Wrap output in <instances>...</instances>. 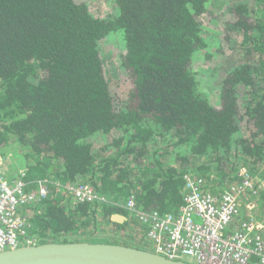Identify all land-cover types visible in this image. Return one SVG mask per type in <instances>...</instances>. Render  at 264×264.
<instances>
[{
    "label": "trees",
    "instance_id": "1",
    "mask_svg": "<svg viewBox=\"0 0 264 264\" xmlns=\"http://www.w3.org/2000/svg\"><path fill=\"white\" fill-rule=\"evenodd\" d=\"M110 1L114 11L101 18L84 1L0 0V162L9 180L26 174V192L40 182L49 188L46 199L21 210L35 244L99 236L108 222L133 234L100 242L143 249L149 243L124 208L135 190L147 211L169 215L182 207L188 173L232 176L250 162L264 180V0ZM217 1L243 56L223 82L220 108L193 68L198 55L210 59L223 49L222 30L206 35L212 30L201 21ZM112 32L124 36L131 106H120L104 66L101 44ZM69 185H87L98 199L75 205L61 190ZM205 187L221 192L215 181ZM257 198L264 209L263 189Z\"/></svg>",
    "mask_w": 264,
    "mask_h": 264
},
{
    "label": "built area",
    "instance_id": "2",
    "mask_svg": "<svg viewBox=\"0 0 264 264\" xmlns=\"http://www.w3.org/2000/svg\"><path fill=\"white\" fill-rule=\"evenodd\" d=\"M4 166L0 162V252L35 244L28 232L29 219L21 210L49 195V188L43 182L34 192H26V174L18 173L9 180ZM238 176L239 182L227 183L217 193L204 188L203 174H186L183 204L176 214L161 215L143 209L140 189L132 193L124 208L130 213L131 225L140 233L136 235L149 243L148 249L169 260L192 264H264V221L255 215L256 202L245 203L246 195L254 197L264 190V181L258 184L246 167H241ZM61 190L73 197L75 205L98 199L87 185H69ZM244 211L250 216L239 219ZM193 251L198 263L180 259Z\"/></svg>",
    "mask_w": 264,
    "mask_h": 264
},
{
    "label": "rangeland",
    "instance_id": "3",
    "mask_svg": "<svg viewBox=\"0 0 264 264\" xmlns=\"http://www.w3.org/2000/svg\"><path fill=\"white\" fill-rule=\"evenodd\" d=\"M77 2L84 1L89 4V7L91 11L98 17L101 18H107L113 11V3L110 0H76ZM221 2H215V4L212 6V12L211 15H206L201 21L203 22L204 26L211 29L210 33L207 31L206 35H212L213 32L220 33V30H222L223 35H221V38L223 40V49L220 51V54H217L209 59L205 54L204 55H198L196 59L194 60L193 68L195 71L199 74L200 81H202V88L204 89L206 95L210 98L211 103L216 106L217 108L221 107L222 99H221V92L223 87V82L227 76V74L230 72V70L240 64L243 61V56L241 51L238 49V43L240 42V37L237 35H232L231 38L235 40H231L228 38V33L225 30V25L227 23L228 17L223 13L225 11L224 7H222ZM219 37V34H218ZM231 40V41H230ZM125 41L124 36L122 32H112L106 39L102 41L101 44V54L104 61V66L107 71V77L109 78V82L112 86V89L116 95L119 97V103L120 106L125 105L126 103L130 106L133 105V91H132V84L130 81V78L124 68H121L122 65V56L124 55V51L122 50V47H125ZM217 49H213L212 51H216ZM243 114V113H242ZM241 132L244 136H249L250 133V124L249 120L247 118L242 117L241 121ZM169 150H173V146L168 147ZM17 147L12 149V152L14 150V157L18 161L19 165L21 167H25V163L23 162V157L21 153L18 152ZM14 158V159H15ZM152 156L149 157L147 155L144 158L143 165L147 166V164H151ZM11 161L13 159L10 158ZM194 162H199L194 160ZM131 167H136L135 163H131ZM190 166L193 165V163L190 162ZM179 166V165H178ZM138 167V165H137ZM180 167V166H179ZM227 171L231 170V165L224 166ZM241 167H246L250 174L252 175V167H255V165L252 163H242L235 167V172L232 173V176H228L231 174H221L218 171H214L213 174L208 179L207 174H203L205 176L206 181H209L210 184L213 186L214 181L216 183V186H220L218 189L221 190V192L224 190V188L227 187V183L233 184L237 183L239 181V172ZM264 165H261V168H263ZM152 168V167H150ZM264 170V169H263ZM196 175H200L196 174ZM230 178V180H223ZM253 178L256 179V182L259 184L262 183L264 180L262 177H257L252 175ZM134 178V177H133ZM137 183H139L140 179L138 177L134 178ZM234 179V180H233ZM213 181V184H212ZM224 184L221 185V184ZM264 183V182H263ZM217 192V191H216ZM219 193V192H217ZM256 199H253V198ZM252 197L251 195H246L245 203H248L250 200H253L254 202H257L258 195ZM142 201V200H141ZM142 208L145 209L144 203L142 204ZM147 210V209H145ZM130 217V213H127ZM256 217L263 221L264 217V209L259 208V206L256 208L255 211ZM245 211L239 214V219L247 218ZM103 216H100L101 219ZM99 219V220H100ZM99 236L89 237L88 235H92L91 232L84 233L80 235L79 238L75 239L78 241H89V242H95L98 243L101 241L102 238H106V242H114L115 240H108V236L115 237V239H121L125 236H128L129 234H133L131 232H128L126 230H123L120 228V226L112 225L108 222H101V225L98 227V229L95 231ZM122 237V238H118Z\"/></svg>",
    "mask_w": 264,
    "mask_h": 264
},
{
    "label": "water",
    "instance_id": "4",
    "mask_svg": "<svg viewBox=\"0 0 264 264\" xmlns=\"http://www.w3.org/2000/svg\"><path fill=\"white\" fill-rule=\"evenodd\" d=\"M127 219L115 216L114 221ZM0 264H192L171 261L149 250L89 241H48L0 252Z\"/></svg>",
    "mask_w": 264,
    "mask_h": 264
},
{
    "label": "bare ground",
    "instance_id": "5",
    "mask_svg": "<svg viewBox=\"0 0 264 264\" xmlns=\"http://www.w3.org/2000/svg\"><path fill=\"white\" fill-rule=\"evenodd\" d=\"M102 243H104V242H102ZM122 245H124V244H122ZM126 246H130V247H133V248H137V249H142V248H138V247H135V246H131V245H126ZM159 250V249H158ZM150 251V250H149ZM151 252H153V253H155L154 251H151ZM160 252L162 253V254H164V255H169V256H171V253H169V252H167L166 250L164 251V250H160ZM202 252H206L205 250H203ZM155 254H158V253H155ZM174 254H177V255H182L183 253H174ZM158 255H160V254H158ZM161 256H163V255H161ZM164 258H166V259H168L167 257H165V256H163ZM197 256H196V253H194V251H193V253H189V254H186L185 256H183V258L182 257H180V259H187V260H189V261H191V262H193V263H198V261H197ZM169 260V259H168ZM172 261V260H171ZM184 263H189L188 261H186V262H184ZM199 264V263H198Z\"/></svg>",
    "mask_w": 264,
    "mask_h": 264
},
{
    "label": "crops",
    "instance_id": "6",
    "mask_svg": "<svg viewBox=\"0 0 264 264\" xmlns=\"http://www.w3.org/2000/svg\"><path fill=\"white\" fill-rule=\"evenodd\" d=\"M137 176H139V175H137ZM110 224H111V223H110ZM130 240H131L132 242H138L136 239H130ZM147 248H148V247L145 246L143 249H144V250H148Z\"/></svg>",
    "mask_w": 264,
    "mask_h": 264
},
{
    "label": "clouds",
    "instance_id": "7",
    "mask_svg": "<svg viewBox=\"0 0 264 264\" xmlns=\"http://www.w3.org/2000/svg\"><path fill=\"white\" fill-rule=\"evenodd\" d=\"M113 225V224H112ZM123 230H125V229H123ZM139 233V232H138ZM140 234V233H139Z\"/></svg>",
    "mask_w": 264,
    "mask_h": 264
}]
</instances>
